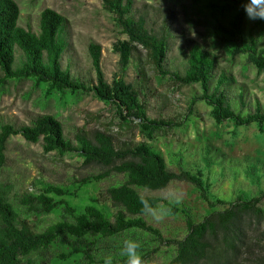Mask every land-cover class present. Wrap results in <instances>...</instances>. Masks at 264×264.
Instances as JSON below:
<instances>
[{
    "label": "rangeland",
    "instance_id": "374dc122",
    "mask_svg": "<svg viewBox=\"0 0 264 264\" xmlns=\"http://www.w3.org/2000/svg\"><path fill=\"white\" fill-rule=\"evenodd\" d=\"M20 9L18 24L33 32L38 31L39 15L50 8L65 16L70 22L71 44L63 56L73 74L86 84L95 83L87 46L90 42L101 46V66L106 81L111 85L119 79L142 89L140 100L149 118L174 119L183 122L180 127L166 128L153 139L143 135L135 124H123L113 103L94 96L92 92H48L46 84L33 79H9L0 90V125L29 124L40 114L53 115L71 139L78 129H98L111 133L118 142H146L163 156L167 167L174 171H199L207 179L210 200L223 199L226 204L209 205L200 197L199 190L186 182L172 181L160 191L136 188L144 196H154L168 203L173 195H183L178 212L161 221L153 219L151 212L144 214L146 223L156 228L164 240H180L186 233V218L201 221L214 210H223L236 199L249 200L264 191V132L256 124L238 126L231 120L216 123L211 107L203 101L189 104L200 93L198 85H181L168 76L157 74L138 47L126 70L121 69L119 55L113 49L119 40H125L114 15L104 9L100 0H15ZM208 0H133V13L146 20L148 29L169 34L166 63L169 70L182 72L187 51L192 42L209 52L216 62L215 80L220 72L228 75V96L233 108L246 114L257 103L264 112V69L257 71L244 52L229 45L217 30L214 13ZM255 20L248 19L247 31ZM259 46L264 47V25L252 28ZM144 77V78H143ZM143 78V80H142ZM242 92L243 107L238 93ZM6 163L0 169V181L13 186L21 194L41 192L46 184L74 192L66 199L81 210L91 199L108 214L116 208L111 205L106 190L124 182L121 174L92 182L77 189L78 181L100 172L97 167H84L82 159L72 152L62 155L44 152L42 142L25 141L21 136H11L6 144ZM57 199V197H56ZM15 207L22 211L16 204ZM159 206L163 207L162 202ZM264 210V199L260 202ZM23 218L40 232L60 219V213L23 215ZM140 244V251L147 254L148 264H166L175 255V246L160 243L143 231L127 232L113 239H99L93 235L82 241L66 240L45 253L43 261L57 264L72 263L71 259H55L61 252L67 254L86 245L96 259L115 254L126 239ZM264 257V219L246 224V244L234 258L236 264H259ZM65 261V262H63ZM33 264H41L36 260Z\"/></svg>",
    "mask_w": 264,
    "mask_h": 264
},
{
    "label": "trees",
    "instance_id": "16d2710c",
    "mask_svg": "<svg viewBox=\"0 0 264 264\" xmlns=\"http://www.w3.org/2000/svg\"><path fill=\"white\" fill-rule=\"evenodd\" d=\"M104 9L114 15L125 40L117 41L113 49L119 55L121 69L126 70L138 47L146 52V58L159 76H168L181 85H198L200 93L189 104L205 102L211 107L216 123L231 120L238 126L256 124L264 132V112L256 102L253 111L246 114L233 108V100L227 93L229 78L224 72L214 82L216 62L200 44L192 42L188 48L182 72L169 70L166 63L169 34L166 31L148 29L146 20L133 13V0H100ZM249 0H208L214 13L217 30L229 45L244 52L258 72L264 69V47L259 46L252 28L263 26L264 20H255L247 31L249 19L244 6ZM20 9L15 0H0V90L9 79H33L37 84H46L48 92H92L99 99L113 103L123 124H135L148 139L171 127H180L183 122L174 119L149 118L146 107L140 100L142 89L119 79L109 84L101 66V46L90 42L87 46L95 83L86 84L63 65V56L70 47L69 20L58 12L46 8L39 15L37 32L18 24ZM144 78V77H143ZM142 78V80H143ZM243 107L242 92L238 93ZM21 136L25 141L42 142L44 152L76 153L84 167H97L100 172L79 180L77 189L92 182L121 174L124 182L106 190L114 214H108L94 199L81 210L66 197L74 192L46 184L41 192L16 194L13 186L0 181V264H54L43 261L45 253L64 244L66 240L82 241L93 235L99 239H113L123 233L143 231L160 243L175 246V255L166 264H236L234 258L246 244V224L259 223L264 219L260 202L264 191L249 200L236 199L223 210H214L201 221L186 218V235L180 240H164L160 232L148 225L140 204L141 197L155 208L167 202L154 196H144L136 188L149 191L165 189L172 181L186 182L199 190L200 197L209 205L226 204L223 199L210 200L207 189L210 185L199 171L170 170L161 155L146 142H118L107 131L78 129L71 139L64 134L62 123L53 115L40 114L29 124L16 126L0 125V169L6 163V144L11 136ZM57 197V199H56ZM22 211H19L15 205ZM59 212L60 219L35 231L23 215L41 216ZM178 209H174V214ZM143 254L146 260L147 254ZM71 264H104V258L96 259L91 249L80 245L70 253L61 252L54 257ZM63 261V262H65ZM57 264V263H55ZM70 264V263H68ZM122 264V261H121ZM264 264V257L259 259Z\"/></svg>",
    "mask_w": 264,
    "mask_h": 264
},
{
    "label": "clouds",
    "instance_id": "9594fccd",
    "mask_svg": "<svg viewBox=\"0 0 264 264\" xmlns=\"http://www.w3.org/2000/svg\"><path fill=\"white\" fill-rule=\"evenodd\" d=\"M245 13L250 20H264V0H249L244 6ZM183 195H173L166 206L153 205L141 197L142 210L151 212L153 219L161 221L174 214V209L182 204ZM148 264L140 251V244L134 239H126L123 246L115 254L104 257V264Z\"/></svg>",
    "mask_w": 264,
    "mask_h": 264
}]
</instances>
